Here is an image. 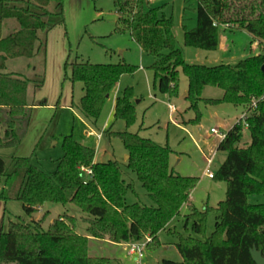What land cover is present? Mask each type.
<instances>
[{
  "label": "trees",
  "instance_id": "16d2710c",
  "mask_svg": "<svg viewBox=\"0 0 264 264\" xmlns=\"http://www.w3.org/2000/svg\"><path fill=\"white\" fill-rule=\"evenodd\" d=\"M197 25L185 31V45L204 51H216L220 28L245 31L264 46V0H196ZM65 0H0V149L19 147L28 134L34 107L29 101V86L41 88L44 75L24 78L9 73L10 60H34L46 57L49 34L65 24ZM119 16L116 33L128 32L143 51L155 58L154 89L162 95H179L181 74L188 79L186 101L194 119L185 124L199 125L200 105H231L251 111L247 119L251 142L240 147L244 126L236 124L219 144L227 157L213 180L227 186L226 199L217 208H191L185 216V228L192 235H178L175 247L181 262L164 260L162 264H256L251 251L264 256V204H250L249 198L264 196V52L235 65L188 64L177 48L173 18L164 7L153 8L148 0H114ZM8 23L17 29L5 36ZM168 53H165V52ZM70 81L83 85L84 96L77 110L96 126L111 95L124 75L138 68L126 63L116 65L77 61L69 64ZM224 92L221 99H205V88ZM134 89L126 88L115 103L114 121H124L127 129L137 122ZM256 101V108L253 103ZM113 127V126H112ZM107 135L122 141L128 153L127 168L154 202V207L128 205L126 196L134 191L123 178L117 161L97 162L96 150L77 142L73 136L63 139V157L57 168L48 172L30 158H0V203L18 201L32 217L45 204L74 205L88 215L87 234L77 232L76 219L64 215L45 230L41 221L10 222L0 233V264H110L107 258L89 254L90 238L108 239L114 244L143 242L161 247L160 233L181 216L199 179L176 175L170 167L174 151L160 146L139 133L113 132ZM88 171L90 173H88ZM216 214L215 231L206 236L210 214Z\"/></svg>",
  "mask_w": 264,
  "mask_h": 264
},
{
  "label": "rangeland",
  "instance_id": "374dc122",
  "mask_svg": "<svg viewBox=\"0 0 264 264\" xmlns=\"http://www.w3.org/2000/svg\"><path fill=\"white\" fill-rule=\"evenodd\" d=\"M148 1L153 8L164 7L163 13L168 18H173L177 48L183 51L184 59L188 64L210 67L222 64L235 65L241 60L258 56L264 52V47L260 49L258 41L249 33L238 30L231 33L226 27L220 28V44H222L220 49L204 51L187 47L184 35L185 31L193 30L196 27L197 1ZM64 8L65 24L49 34L46 57L39 56L30 61L19 59L8 62L7 72L21 75L24 78L44 75L45 84L41 88L29 86V101L37 106L34 107L32 113L28 134L19 147L0 149V158L8 162L13 157L30 158L33 164L45 171L52 172L63 157V139L73 136L77 142L87 144L96 150L97 162H119L123 170V178L134 187V191H130L126 196L128 205L140 204L154 207V202L148 197L136 174L127 168L128 153L122 141L106 134L110 128L113 132L139 133L141 137L151 139L160 146H169L174 151L170 158V167L176 175L199 179L193 202L194 208L198 210L210 206L217 208L226 199L227 186L224 182L204 178L207 168L204 154L208 155L204 142L216 140V137H208L212 136L210 132L212 128L219 129L221 134H226L225 128H218V125L226 122L232 123L236 115H240L239 111L231 105L215 108V106L201 104L200 126L175 125L174 121L179 120L180 123H183V121L188 122L195 118L194 112L188 110L189 105L186 99L180 95L188 87V79L181 74L180 93L177 97L162 95L155 91L154 72L151 70L155 58L143 51L132 39L130 33H116L119 16L114 0H65ZM17 28L16 24L8 23L4 31L5 36ZM231 30L235 31L234 28ZM67 61L69 64L77 61L101 65L126 63L137 67L138 70L134 75L121 77L99 121L96 126H93L76 108L84 96V90L81 83L70 81L71 68H66ZM129 87L133 88L135 92L134 104L137 110V122L133 127L127 129L124 121H114L112 112L116 96L122 95L123 91ZM222 93V90L218 88L208 87L205 97L218 98ZM171 103H174L178 108V114L171 113ZM215 110H219L221 114L219 121L212 116ZM142 125L145 129L140 130ZM92 129L96 133L95 137L88 135L87 131ZM199 129L201 130L199 131ZM99 135L100 137H97ZM52 142L56 145H52ZM250 142V134L245 130L240 147H246ZM226 157L225 152H217L214 165L211 168L214 174ZM249 203L264 204V196L250 197ZM189 213L190 211L184 209L181 216L173 222L172 234L163 233L161 238L159 236L162 244L160 248L149 247L145 250V259L142 260L144 264H162L164 260L182 261L175 247V244L178 243L177 236L192 235L195 238H200L192 233V224L189 225L188 230L185 228L184 215ZM64 215L76 219L77 232L83 235L87 234L88 225L85 219L89 217L74 205L63 206L48 203L40 208L37 214L29 217L18 201L0 203V233L1 231L6 232L12 221L31 223L44 218L42 226L48 230L55 219ZM216 221V214H210L207 221V237L215 231ZM103 246L106 250L99 252L97 244L92 243L89 247L90 256L109 260L116 259L124 264H135L137 261L133 258L127 259V253L121 247H111L106 244Z\"/></svg>",
  "mask_w": 264,
  "mask_h": 264
},
{
  "label": "crops",
  "instance_id": "0c3cea01",
  "mask_svg": "<svg viewBox=\"0 0 264 264\" xmlns=\"http://www.w3.org/2000/svg\"><path fill=\"white\" fill-rule=\"evenodd\" d=\"M197 25V24H196ZM226 29H228V28H226ZM231 33H234V32H236V31H232L231 29H228ZM221 43V42H220ZM222 44H220L219 45V48L218 49H220V46H221ZM259 47H260V49L261 48H263L264 46H260L259 45ZM226 49H228L227 48V46H226ZM187 90H188V87L186 88V90H184L183 92H181L180 93V95H183V98H186V94H187ZM206 91H207V88H205V90H204V92H203V98H205V99H221L222 97H223V95H224V92L222 93V95L220 96V97H218V98H211V97H205V93H206ZM117 97L118 96H116V98H115V103H116V99H117ZM180 97V96H179ZM115 103H114V108H115ZM223 106H225V105H220V106H215V108L216 107H223ZM171 107H172V110H171V113L172 114H178L179 113V110H178V108L176 107V105L174 104V103H171L170 104V109H171ZM233 107V106H232ZM236 110H238L239 111V114L240 115H236V117L234 118V121H232V123H220L219 125H218V128H225V131H226V134L237 124V121L242 117V115L246 112L244 109H242V108H235ZM113 113H114V110H113V112H112V116H113ZM212 116L214 117V119H216V120H220V116H221V114H220V112H219V110H215L214 112H213V114H212ZM185 122L186 121H183V123H180V121L179 120H177V121H174V124L175 125H178V126H186L185 125ZM184 124V125H183ZM198 126H200V124L198 125ZM143 129H145V127H144V125H142L141 126V129L140 130H143ZM201 129H199V131H200ZM212 130H217V131H219V129H216V128H212L211 130H210V132H211V134H212V136L211 135H209L208 137L209 138H213V137H216V140H214V141H211V142H204V144H205V148H206V152H208V155L207 156H205V154H204V159H205V162L207 163V158H211L214 154H217V152H219L218 151V147H219V144H220V142L222 141V139L218 136V135H216V134H214V133H212ZM88 132V135L89 136H96V133L94 132V130L92 129V130H89V131H87ZM220 132V131H219ZM220 133H222V132H220ZM225 134V135H226ZM97 137H100V135L99 136H97ZM217 137H218V140H217ZM215 139V138H214ZM221 140V141H220ZM81 144H83V145H86V146H89V145H87V144H84V143H81ZM52 145H56V143H54V142H52ZM90 147V146H89ZM93 148V147H92ZM217 150V151H214V150ZM210 154V155H209ZM97 161V160H96ZM207 169V168H206ZM204 178H207V179H209V180H213V179H211V178H209L207 175H206V170H205V173H204ZM202 181V180H201ZM197 189H198V186H197V188L195 189V190H193V192H192V194H191V196H190V202H189V204H187V205H185L183 208H182V211L184 210V209H187L188 211H190V209L191 208H194L195 207V205H194V201H195V193H196V191H197ZM209 202V201H208ZM206 206V205H205ZM209 206V205H208ZM211 207V206H210ZM213 208V207H212ZM186 215H184V217H185ZM178 218H176L175 220H173L172 222H171V224L167 227V230L165 231V232H162V233H160V238H161V235L163 234V233H166V234H172V224H173V222L174 221H176ZM171 233H170V232ZM92 243H96L97 244V248H98V251L99 252H104L105 250H106V248L103 246V244H106V245H109V246H111V247H121V248H123V250H124V252L125 253H127V259H136V256H133V255H130L129 254V245L130 246H132V245H141V246H144V245H146L145 244V241H143V242H131V243H128V244H120V245H118V244H114V243H112L111 241H109L108 239H105V240H98V239H94V238H90V242H89V247H90V245L92 244ZM149 247H148V244H147V246L145 247V249H144V253H145V250L146 249H148ZM143 259H145V256H144V258ZM111 260V259H110ZM137 260V259H136ZM181 261V260H180ZM136 263L135 264H144V261H139V260H137V261H135ZM163 262V261H162ZM110 264H124L123 262H121V261H118V260H111V262H110Z\"/></svg>",
  "mask_w": 264,
  "mask_h": 264
},
{
  "label": "built area",
  "instance_id": "2783aa9c",
  "mask_svg": "<svg viewBox=\"0 0 264 264\" xmlns=\"http://www.w3.org/2000/svg\"><path fill=\"white\" fill-rule=\"evenodd\" d=\"M253 109L256 108V101H254ZM172 110V107H171ZM251 116V111H246L242 117L237 121V124H241L242 126H244V129L247 130L248 129V124H247V119ZM212 133L218 135L222 140L225 139L226 135L225 134H221L219 131L217 130H212ZM216 159V154H214L211 158H207V169H206V175L213 179L214 178V173L211 171L212 166L214 165ZM88 173H90L88 171ZM151 242V239H146L145 240V244L144 246L141 245H129V254L136 256V259L139 260L140 262L143 260L145 253H144V249L147 246V244Z\"/></svg>",
  "mask_w": 264,
  "mask_h": 264
},
{
  "label": "water",
  "instance_id": "95a60500",
  "mask_svg": "<svg viewBox=\"0 0 264 264\" xmlns=\"http://www.w3.org/2000/svg\"><path fill=\"white\" fill-rule=\"evenodd\" d=\"M262 71H263V73H264V66L262 67ZM128 159H129V156H128ZM251 256H252L253 261H254L256 264H264V256H263L262 253L259 252L256 248H254V249L251 251Z\"/></svg>",
  "mask_w": 264,
  "mask_h": 264
}]
</instances>
